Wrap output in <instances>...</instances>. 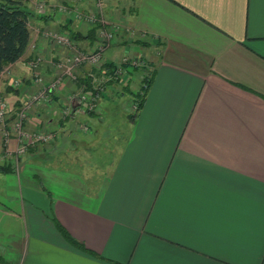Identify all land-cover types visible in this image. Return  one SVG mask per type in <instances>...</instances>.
Here are the masks:
<instances>
[{"label": "crops", "instance_id": "1", "mask_svg": "<svg viewBox=\"0 0 264 264\" xmlns=\"http://www.w3.org/2000/svg\"><path fill=\"white\" fill-rule=\"evenodd\" d=\"M39 1L26 0V52L0 75L10 116L39 88L29 61L42 54L49 81L66 55L36 29L78 33L87 50L97 44L94 25L59 12L75 0H46L44 12ZM103 3L122 30L107 61L143 57L152 69L144 105L117 114L122 90L136 101L144 70L111 84L96 111L70 101L81 85L66 78L27 123L56 140L18 166L0 124V165L12 169L0 172V264H264V0Z\"/></svg>", "mask_w": 264, "mask_h": 264}, {"label": "built area", "instance_id": "2", "mask_svg": "<svg viewBox=\"0 0 264 264\" xmlns=\"http://www.w3.org/2000/svg\"><path fill=\"white\" fill-rule=\"evenodd\" d=\"M75 1L74 4L67 1L60 3L58 10L74 20L98 27V40L95 49H84L80 42L68 32L36 29L45 38L66 49V55L63 58L53 61V66L57 70L56 75L52 80L46 81L40 71L45 57L42 54L35 55L29 61V68L39 84V88L23 98L13 116H10L13 111L10 101L0 93V124L3 132L4 151L14 157L16 166L19 165L21 158L30 148L56 140L58 135L56 131L29 129L27 123L30 112L37 105L48 101L61 88L66 78L76 82H81V78L87 80L89 84L81 83L79 93L71 94L69 99L70 101L78 100L79 103L85 105L88 111H96L101 96L108 91L111 84L126 83L134 69L144 70L145 77L151 75L152 69L143 57L132 58L126 55L120 62L109 66L111 62L107 61L106 51L111 47L116 36L122 32L121 26L108 21L104 12L103 0H94V3L87 8L80 6L79 2L83 0ZM50 7L46 0H40L37 3V9L40 12L47 11ZM129 35L136 36L135 30H130ZM13 84L19 86L21 81L14 79ZM89 87L92 90H89ZM132 107L134 111H137L139 101H134ZM71 112V106H67L61 110V116L66 118ZM12 139L17 141V146L14 149L10 146Z\"/></svg>", "mask_w": 264, "mask_h": 264}, {"label": "trees", "instance_id": "3", "mask_svg": "<svg viewBox=\"0 0 264 264\" xmlns=\"http://www.w3.org/2000/svg\"><path fill=\"white\" fill-rule=\"evenodd\" d=\"M34 12L28 7L26 0H0V75L4 69L18 61L26 52L31 42L30 18ZM98 29L94 26L93 32ZM72 37L79 40V34L73 32ZM113 63H110L111 66ZM153 73L150 77H145V84L141 87V92L137 93L139 101L138 110L144 105L148 88L152 82ZM81 83H87L86 79L81 78ZM90 86V85H89ZM89 90H92L89 87ZM9 165H0V172L11 171ZM63 233L76 245L84 247V244L60 227Z\"/></svg>", "mask_w": 264, "mask_h": 264}, {"label": "rangeland", "instance_id": "4", "mask_svg": "<svg viewBox=\"0 0 264 264\" xmlns=\"http://www.w3.org/2000/svg\"><path fill=\"white\" fill-rule=\"evenodd\" d=\"M135 95H133V94H130L129 92H128V90H122V92L120 93V95H119V97L121 98V99H119V103H121L120 104V107L119 108H117L116 110H117V114H118V112L121 110H125V111H127L128 112V110H129V107H128V103H129V105H130V103L131 104H133V102L135 101L134 100V97ZM134 100V101H133ZM137 100V99H136ZM133 101V102H132ZM114 123H117L118 122V119H115L114 118V121H113ZM105 141H107L109 144L111 143V141H113L112 140V136H109L106 140H105V138H104V142Z\"/></svg>", "mask_w": 264, "mask_h": 264}, {"label": "water", "instance_id": "5", "mask_svg": "<svg viewBox=\"0 0 264 264\" xmlns=\"http://www.w3.org/2000/svg\"><path fill=\"white\" fill-rule=\"evenodd\" d=\"M75 111H76V107L73 108V112H75Z\"/></svg>", "mask_w": 264, "mask_h": 264}]
</instances>
